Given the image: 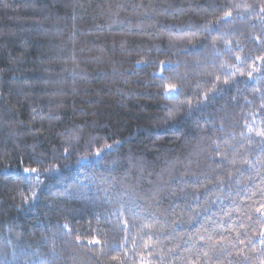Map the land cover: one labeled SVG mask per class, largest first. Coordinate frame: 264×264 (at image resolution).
I'll return each mask as SVG.
<instances>
[{
    "label": "trees",
    "instance_id": "obj_1",
    "mask_svg": "<svg viewBox=\"0 0 264 264\" xmlns=\"http://www.w3.org/2000/svg\"><path fill=\"white\" fill-rule=\"evenodd\" d=\"M259 4L0 0V264H261Z\"/></svg>",
    "mask_w": 264,
    "mask_h": 264
},
{
    "label": "snow or ice",
    "instance_id": "obj_2",
    "mask_svg": "<svg viewBox=\"0 0 264 264\" xmlns=\"http://www.w3.org/2000/svg\"><path fill=\"white\" fill-rule=\"evenodd\" d=\"M245 9L247 11H249L250 13H256L257 12V6H255V5H253V6L245 5ZM258 11H259V13H264V0H260V4L258 6ZM226 15L231 16V13H227ZM260 18L264 19V16H261ZM237 59H239V58H237ZM140 63H143V62H140ZM249 75H251V73H249ZM174 90H177L176 86L170 85L166 91L168 93H170ZM33 111H35V110H33ZM257 135L264 137V131H259L257 133ZM116 143L119 144L120 142L117 141ZM113 147H114V145H112V144H106V145H104V151L111 150ZM97 152L99 154L100 150H97ZM243 163L249 164L250 166H255V165H253V163L251 161L245 160V161H243ZM257 163H260V161H257ZM23 171L25 173L35 174V176L37 178L41 175V172L36 168H24ZM196 182L199 183V178H197ZM245 194H247V193H245ZM33 196H35V194H33ZM256 196L259 197V206L254 208L253 211L255 214H257L255 217L256 222L262 223V222H264V188H260V189H257V191L252 192L249 199H251L252 197H256ZM192 198L198 199V194H192ZM25 202H27V198H25ZM135 208H136L135 205H131L129 207V211H132ZM117 214H119V213H117ZM225 215L231 217L232 213L226 212ZM246 218L249 221L253 220V216H251V215H248ZM67 227H68L67 225H62V228H67ZM91 227L92 226L90 223L89 224V231H91ZM118 227H120L123 230V229L127 228V225L126 224H120V225H118ZM143 227L147 228L148 226L144 225ZM239 227H240V229H244L245 226L243 223H241ZM97 230L103 231V229H100V228H98ZM205 231H207V229H205ZM225 231H228L229 233L236 232V236L234 237L235 242L232 243L233 247H235L237 244L241 245V246H253L255 242H258L261 251L264 252V228H262L254 237H247L246 231L241 232V231H238L236 228L230 227L228 229H225ZM72 232H73V230L69 229V231H67L65 233V235H72ZM151 234H152L151 232H145V235H151ZM241 235H244L245 237H247V245H246L245 239H240ZM200 239L204 240V246L208 249L207 251L202 252V255L206 261H212L213 259L218 258L219 254H223V252L227 250L226 245L224 244V242L222 240L212 243L211 242L212 236H208L207 240H205L204 236H200ZM79 240H80V237L77 236L76 241H79ZM127 240H128V237L125 236L123 243L113 241L111 244H109L107 241H105L104 246L107 247L110 251L116 250L117 247H119L121 250H123V248L126 246ZM88 243H89V246L101 245V241L98 238L94 239L92 241H89ZM133 243H135V242L133 241ZM144 247L149 248L150 245L145 244ZM229 254H231V253H229ZM126 257H127V253H125L124 258L126 259ZM113 259H117V258L113 257ZM245 259H246V257H245ZM141 264H148V262L142 258ZM261 264H264V260L261 261Z\"/></svg>",
    "mask_w": 264,
    "mask_h": 264
},
{
    "label": "rangeland",
    "instance_id": "obj_3",
    "mask_svg": "<svg viewBox=\"0 0 264 264\" xmlns=\"http://www.w3.org/2000/svg\"><path fill=\"white\" fill-rule=\"evenodd\" d=\"M167 89H168V88H167ZM166 93H167V94H171V93H174V91H173V92H170V93H168V92L166 91Z\"/></svg>",
    "mask_w": 264,
    "mask_h": 264
}]
</instances>
